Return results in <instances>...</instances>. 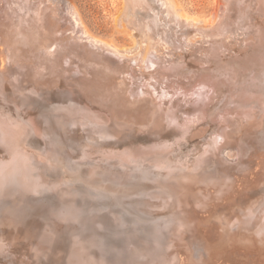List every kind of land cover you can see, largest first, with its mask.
I'll list each match as a JSON object with an SVG mask.
<instances>
[{
  "label": "bare ground",
  "instance_id": "obj_1",
  "mask_svg": "<svg viewBox=\"0 0 264 264\" xmlns=\"http://www.w3.org/2000/svg\"><path fill=\"white\" fill-rule=\"evenodd\" d=\"M118 21L133 46L95 36L76 6L0 0V264H55L62 251L72 264H118L86 242L84 207L60 189L89 186L43 176L62 175L57 145L86 171L115 166L96 154L153 161L138 166L175 205L154 219L150 239L175 249L148 250L159 264H264V0H220L208 23L174 0H125ZM91 119L98 135L75 126ZM195 235L204 247L192 256Z\"/></svg>",
  "mask_w": 264,
  "mask_h": 264
},
{
  "label": "rangeland",
  "instance_id": "obj_2",
  "mask_svg": "<svg viewBox=\"0 0 264 264\" xmlns=\"http://www.w3.org/2000/svg\"><path fill=\"white\" fill-rule=\"evenodd\" d=\"M50 1L53 5L56 6V8H58L60 6H62V7L66 6L68 4L76 6V9L80 13V16L82 18L84 25H86L87 29H89V31L91 33H93L95 36H97L98 38L113 42L117 46L124 47V48L125 47H131L137 42V38L132 33V29L130 27H128L126 23L120 24L118 21V18L120 16V14L122 13L124 6H125V0H50ZM174 1L178 2V4L180 5V7H182L183 12L185 14L189 15L192 18L200 20L202 23H208L210 21V19L213 17V15L217 9V6H218V1H220V0H174ZM196 33H199V32H196ZM0 47H1V43H0ZM222 50H223V48H222ZM181 59H185V57H181ZM188 59H189V57H188ZM205 63L206 62H204L203 64H205ZM199 66L203 67V65H199ZM198 68L199 67H197V70H198ZM184 79H186V78H184ZM54 101H48V102L53 103ZM35 106H36L35 110H37V112L40 113L39 108H37L39 105L35 104ZM91 122L95 123L96 125H90L88 127H83L82 125L75 123V126L77 128H80V129L83 128L86 130H91L96 135H98L97 131L99 132V129L95 128V127H100L98 125L99 121H97L95 119H91ZM68 134H69L68 140L70 142V141H72L73 138H72V136H70L71 135L70 133H68ZM51 146L52 145H49L48 148H50ZM79 146H81V145H79ZM57 147H60V148H57ZM63 148L64 147H62L61 145L56 146L58 154L60 156H63V157L65 156L64 157L65 161L63 159L62 160L63 164H61L59 166L60 167L59 172L62 175L51 177V176H47V175L45 176V174H44L43 176L45 178H47L48 180H53V179L63 180L65 176H70V177L75 178L77 182L85 183V186L86 185L89 186V187H87V189L83 185L75 184L76 185L75 186V185H73L74 183H72L75 181H70V180L69 181L67 180L68 182L64 181L62 184H60V189L64 188V187H67V188H64L66 191H69V189H70V191L66 194L67 197L73 196L75 198L74 200H76V203L78 202L84 207L83 215L81 217H77L76 228L81 229V230L84 229L83 232L89 234L88 235L89 240H87L86 242L88 243L90 240H91V242H89L88 244H90V243L94 244L95 243L94 245L92 244V246L95 247V250L100 251V252H103L105 250L103 253L106 252L108 256L110 255V257L112 256L113 258L118 259V261L115 259H112L115 262L117 261L118 264H126L127 262L129 264L130 263L131 264H151V263L152 264H159L158 257L153 258L152 256L150 257L147 255L149 252L148 250L151 249L152 251H154L155 248L159 247V246H160L159 249L163 250L164 255L165 254H166V256L169 255L168 257H170V255H172L174 253L175 249L171 244L168 245V244L164 243V244L160 245L157 243H153V241L150 239V237L152 236L150 234L154 229L153 225H154L155 221L160 219L161 216L163 217L166 215L167 216L170 215V213L172 212L171 210H175V208H174L175 205H174V202L171 201V200H173L172 197H171L172 198L171 199L170 197L166 198L167 196L165 197L163 195L162 196H159V194L157 195L158 192L163 194L162 193L163 191H161V188L156 186V185H158V183L154 182L152 177L148 176L153 181L152 180L149 181L150 179L146 180V175L144 174V170L141 169V165L138 166V163H143L144 160L142 161V159L140 160L139 158H136V157H135V159L133 157V159L131 160L130 156H124L123 157L124 159L121 158L120 162H119V160H112V162H113L112 163L111 161H109V160L107 161L106 159L103 162L102 160H104V159H101L102 155L99 154L100 157H98V154H96L97 156H93L92 157L93 159L91 158V160L95 161L99 158V161H101L104 164L112 165V164L116 163L117 165L116 164H115V166L112 165L113 167L111 169L108 168V170L110 169L111 172H107L106 168H102V169L98 168L96 170H94V168H92V169H90V171H86L84 166L89 167L92 164L90 162H87L88 164H85V165L81 164L80 162L75 163L74 161H72L70 159L69 152H67L68 151L67 147L65 148V151ZM50 149L53 150V146ZM33 151L38 152V154L40 156H42L41 152H40L41 150H33ZM66 153H67V155H66ZM189 154H191L190 151H188L187 155L189 156ZM188 156H186V158H188ZM94 158H96V159H94ZM77 159L79 160L78 156H77ZM70 160L73 163L72 165L71 164L68 165V163H70ZM127 160L128 161L130 160L129 163ZM139 160H140V162H138ZM123 161H125L124 164H123ZM133 161L135 162V165H133ZM145 161H147V160H145ZM136 162H137V164H136ZM152 162L153 161H151V162L147 161L144 163L145 164L146 163L153 164ZM125 166H126V168H125ZM132 166L134 168L137 167L138 170L136 168L134 169ZM45 168H47V167H45ZM45 168L44 169L42 168L43 172L45 171ZM55 169L57 171L58 167L57 168L55 167ZM116 170H117V172H116ZM133 170H135V171H133ZM72 171H74V172H72ZM124 171H125V174L123 173ZM115 172H116V174H115ZM48 174L49 175H57L52 170H50V172ZM113 174H115L116 176ZM118 174H120V175H118ZM78 175H82V176H78ZM84 175L87 177H85ZM168 179L171 180L172 177L168 178ZM139 180H140V182H139ZM143 181H145V182H143ZM146 181L147 182L149 181L150 183H147ZM58 184H59V182H58ZM150 184H151V188L149 187L150 189H148V186H150ZM146 185H147V187L145 188ZM62 186H64V187H62ZM71 187H72V189H71ZM73 187H75V188L77 187V189L75 190V188H73ZM94 187H97V189H94ZM152 187L154 188L153 190H152ZM143 188H144L143 191H145V192L142 191ZM78 189H79V191H78ZM140 189H141L142 193H141ZM76 191L77 192L81 191L82 193H77ZM139 191L141 194L139 193ZM153 192H155V194ZM139 195H140V197H139ZM7 200H9V198L5 199L3 197L2 199H0V202L7 201ZM164 200H165V202H164ZM89 201H90V203H89ZM157 201L158 202L160 201L159 204L161 203L160 204L161 206H159V204L156 203ZM161 201L163 202L164 206L162 205ZM148 202H151L150 203L151 205H149ZM152 202H154V204L155 203L158 204V206L153 205ZM21 203L25 204V203H27V201L25 202L24 200H22ZM169 203L172 205V207ZM169 207H171V209ZM34 209L35 210L32 211L31 215L28 218L29 219L31 218V220H33L35 223L38 222L39 219L42 220L41 217H43L44 215H48L49 213L51 214L54 212L51 207H46L44 209L43 208L42 209L34 208ZM58 211L59 210H56V212H58ZM161 212H163V213L166 212L167 214L165 213L163 215V213H161ZM42 213H46V214H43V216H42L41 215ZM69 213H71V212H69ZM154 214H155V216H153ZM159 214H161V215H159ZM157 215H159V216H157ZM217 215L218 214H216V217L214 216V218L218 219ZM59 216H62V214H60ZM33 217L34 218L36 217V218L34 219ZM82 217H84V218H82ZM157 217H158V219H156ZM214 218L212 217L211 219H214ZM154 219H155V221H154ZM221 219H222V217H221ZM246 220H248V219H246ZM231 224H233V223H231ZM47 225L48 224L44 223V224H41V226L40 225L39 226L43 228ZM66 236L72 237L73 234L71 235L70 233L66 232V233L61 234L57 238L59 240H62ZM103 236H104V238H103ZM51 237H50V240H51ZM195 238H196V235L191 236L189 238L188 242L186 241L187 244L185 242L188 250H190V244L189 243H191V245L194 244L191 248V249H193L192 254H191L192 256L194 254V252H193L194 246H195V249H197V251L201 250L204 247L200 243L196 245V243H198V240L194 243L193 239H195ZM50 240H49V244H47V245H51L53 243V242H50ZM92 240H94V241H92ZM134 243H136V244H134ZM59 244H61V243H59ZM199 245H201V247H199ZM170 246H171V248H170ZM114 250H115V252H114ZM112 251L114 253H112ZM197 251H195V252L198 253ZM116 252H118L117 254L119 255V257L116 254ZM167 253H168V255H167ZM150 255H153V252ZM58 256H59L60 261H56L55 264H72V262H70L69 256L65 255L64 251L59 252ZM194 256L196 257L197 254ZM168 257H166V258H168ZM31 259L32 258L27 257V260H31ZM120 259L124 260V261L122 262ZM169 260L171 263L169 261H166L167 264H173L174 263L173 260H171V259H169ZM125 261H127V262H125ZM142 261H143V263H142Z\"/></svg>",
  "mask_w": 264,
  "mask_h": 264
}]
</instances>
